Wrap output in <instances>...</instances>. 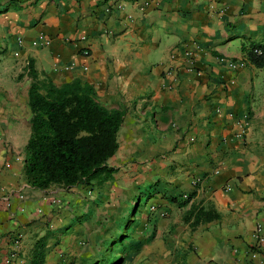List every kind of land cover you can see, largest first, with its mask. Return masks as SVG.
Masks as SVG:
<instances>
[{"label": "crops", "instance_id": "obj_1", "mask_svg": "<svg viewBox=\"0 0 264 264\" xmlns=\"http://www.w3.org/2000/svg\"><path fill=\"white\" fill-rule=\"evenodd\" d=\"M249 42L264 43V0H0V260L20 235L12 264H264V68L243 62ZM28 62L124 111L110 182L26 183Z\"/></svg>", "mask_w": 264, "mask_h": 264}, {"label": "trees", "instance_id": "obj_2", "mask_svg": "<svg viewBox=\"0 0 264 264\" xmlns=\"http://www.w3.org/2000/svg\"><path fill=\"white\" fill-rule=\"evenodd\" d=\"M241 52L244 63L264 68V43H242ZM24 73L32 79L23 158L26 183L37 189H69L110 182L117 167L107 161L118 148L124 111L102 105L93 86L79 79L56 85L41 79L31 62L20 77Z\"/></svg>", "mask_w": 264, "mask_h": 264}, {"label": "built area", "instance_id": "obj_3", "mask_svg": "<svg viewBox=\"0 0 264 264\" xmlns=\"http://www.w3.org/2000/svg\"><path fill=\"white\" fill-rule=\"evenodd\" d=\"M108 11V8H107ZM81 39H86V36H82ZM19 42H21L19 40ZM83 54L87 55L88 54V49L87 48H83ZM230 65L233 67L234 63L230 62ZM241 132H243V129L241 130ZM187 195H184V197L186 198ZM19 198H23V195L20 194L18 195ZM5 203L6 206L9 207V200L8 198H5ZM155 209L154 205H150L149 206V210L153 211ZM255 238H256V245H255V249H258L260 247V245H262V243L264 242V237L262 235V227L260 224H257L256 228H255ZM21 238L20 235H17L14 239V241L12 242V245L9 249L8 254L2 258L0 260V264H12L19 256V252L21 249V242H20Z\"/></svg>", "mask_w": 264, "mask_h": 264}, {"label": "rangeland", "instance_id": "obj_4", "mask_svg": "<svg viewBox=\"0 0 264 264\" xmlns=\"http://www.w3.org/2000/svg\"><path fill=\"white\" fill-rule=\"evenodd\" d=\"M16 78V77H15ZM12 79H13V77H12ZM18 80V79H17ZM0 142H2L5 146H6V144H7V142L5 141V140H3V139H1V136H0ZM24 151V150H23ZM18 160L20 159V158H17ZM98 187V186H96V185H93V187ZM141 206H143V203L141 204ZM129 222H130V220H129V217L127 218V221H126V227L128 226V224H129Z\"/></svg>", "mask_w": 264, "mask_h": 264}]
</instances>
